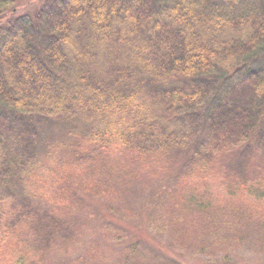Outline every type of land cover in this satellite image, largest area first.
Masks as SVG:
<instances>
[{"label": "trees", "instance_id": "obj_1", "mask_svg": "<svg viewBox=\"0 0 264 264\" xmlns=\"http://www.w3.org/2000/svg\"><path fill=\"white\" fill-rule=\"evenodd\" d=\"M242 253L264 264V0H0V264Z\"/></svg>", "mask_w": 264, "mask_h": 264}, {"label": "rangeland", "instance_id": "obj_2", "mask_svg": "<svg viewBox=\"0 0 264 264\" xmlns=\"http://www.w3.org/2000/svg\"><path fill=\"white\" fill-rule=\"evenodd\" d=\"M241 255V259H237V261L239 262V264H248L249 260H250V255H247L246 253H242ZM192 263H197L196 261L192 262ZM253 264H259L257 262H254Z\"/></svg>", "mask_w": 264, "mask_h": 264}]
</instances>
